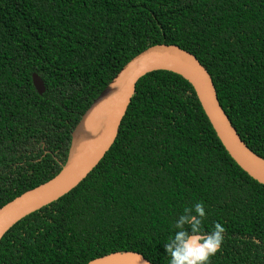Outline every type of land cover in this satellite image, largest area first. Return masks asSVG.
<instances>
[{"label":"trees","instance_id":"16d2710c","mask_svg":"<svg viewBox=\"0 0 264 264\" xmlns=\"http://www.w3.org/2000/svg\"><path fill=\"white\" fill-rule=\"evenodd\" d=\"M156 45L197 57L264 159V0H0V208L60 172L87 109ZM201 201L204 231L226 229L211 264H264V185L225 151L186 80L150 73L99 165L12 227L0 264H88L125 251L169 264L176 220Z\"/></svg>","mask_w":264,"mask_h":264},{"label":"water","instance_id":"95a60500","mask_svg":"<svg viewBox=\"0 0 264 264\" xmlns=\"http://www.w3.org/2000/svg\"><path fill=\"white\" fill-rule=\"evenodd\" d=\"M158 71L186 80L200 103L221 145L248 176L264 185V159L242 140L219 101L214 81L193 54L175 45H156L131 59L100 93L82 116L71 136L65 164L50 181L15 198L0 208V241L18 222L63 198L84 181L115 143L122 121L140 79ZM37 93L45 91L43 80L33 74ZM88 264H152L143 255L115 252Z\"/></svg>","mask_w":264,"mask_h":264},{"label":"clouds","instance_id":"9594fccd","mask_svg":"<svg viewBox=\"0 0 264 264\" xmlns=\"http://www.w3.org/2000/svg\"><path fill=\"white\" fill-rule=\"evenodd\" d=\"M204 203L197 202L185 207L174 224L175 232L164 244L169 264H211V259L220 251L226 229L216 223L211 232H205Z\"/></svg>","mask_w":264,"mask_h":264}]
</instances>
